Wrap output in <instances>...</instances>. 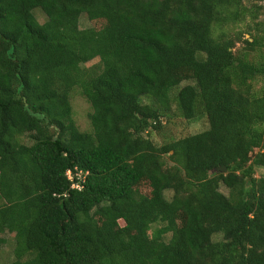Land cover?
Here are the masks:
<instances>
[{
  "label": "trees",
  "instance_id": "16d2710c",
  "mask_svg": "<svg viewBox=\"0 0 264 264\" xmlns=\"http://www.w3.org/2000/svg\"><path fill=\"white\" fill-rule=\"evenodd\" d=\"M262 16L264 0H0L6 264H264ZM173 116L209 128L156 145Z\"/></svg>",
  "mask_w": 264,
  "mask_h": 264
},
{
  "label": "rangeland",
  "instance_id": "374dc122",
  "mask_svg": "<svg viewBox=\"0 0 264 264\" xmlns=\"http://www.w3.org/2000/svg\"><path fill=\"white\" fill-rule=\"evenodd\" d=\"M34 14L40 23H44L46 21V17L42 14L41 11L36 10ZM263 20H264V16L260 18V21ZM80 26L81 28H88L93 26L95 29L99 30L104 26V22L103 21L90 22L86 16H83L80 21ZM245 29H246L245 27H238L237 31L243 33L245 38H250V35L246 33ZM231 31L234 32V30ZM252 56L254 59L262 61L264 60V50L257 51ZM85 67H87V69L97 68L96 70H98L99 62L97 60H94L86 64ZM189 84H193V82L185 81L182 83V87ZM260 87H261V83H258L256 85V89H259ZM178 89L179 88L175 89L176 92L178 91ZM71 102L73 107L74 119L76 121L78 128L81 131L90 132L91 124L89 120V114L92 111V107L90 103L87 101V99L81 94V89L79 87H77L76 90L73 92V95L71 96ZM163 122L164 124L162 125V128L159 131H154L150 134V138L158 146L167 144L174 140H178L190 135L201 133L209 128V123L206 118H201L194 121H187L181 117L173 116L171 119L163 120ZM26 141L28 142L29 140L26 139ZM166 159H168V156L166 157ZM263 174H264V169H257L255 173V177L259 178ZM221 192L227 196L229 195V190L223 186L221 187ZM167 196L171 197L172 192H167ZM120 224L123 226L124 222L120 221ZM157 227H160V225L159 224L155 225L153 228H157ZM13 247H14V239H10L7 242V245L3 247V249L0 251V264H6L13 259Z\"/></svg>",
  "mask_w": 264,
  "mask_h": 264
},
{
  "label": "built area",
  "instance_id": "2783aa9c",
  "mask_svg": "<svg viewBox=\"0 0 264 264\" xmlns=\"http://www.w3.org/2000/svg\"><path fill=\"white\" fill-rule=\"evenodd\" d=\"M67 175H68L69 180H71L73 182L75 175L72 173V171H68L67 172ZM72 187L73 188H78L79 186L77 184H73Z\"/></svg>",
  "mask_w": 264,
  "mask_h": 264
},
{
  "label": "water",
  "instance_id": "95a60500",
  "mask_svg": "<svg viewBox=\"0 0 264 264\" xmlns=\"http://www.w3.org/2000/svg\"><path fill=\"white\" fill-rule=\"evenodd\" d=\"M227 171L226 167H220L216 169V172H221V173H225Z\"/></svg>",
  "mask_w": 264,
  "mask_h": 264
}]
</instances>
